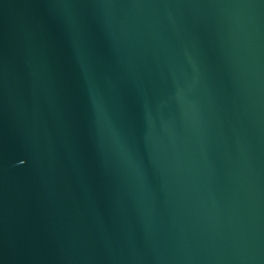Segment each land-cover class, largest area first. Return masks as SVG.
<instances>
[{
	"label": "water",
	"instance_id": "water-1",
	"mask_svg": "<svg viewBox=\"0 0 264 264\" xmlns=\"http://www.w3.org/2000/svg\"><path fill=\"white\" fill-rule=\"evenodd\" d=\"M0 264H264V0H0Z\"/></svg>",
	"mask_w": 264,
	"mask_h": 264
}]
</instances>
